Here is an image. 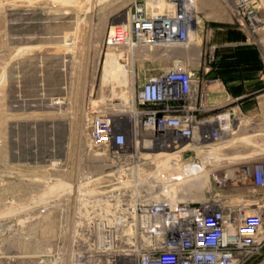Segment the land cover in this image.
I'll return each instance as SVG.
<instances>
[{
  "label": "rangeland",
  "instance_id": "rangeland-1",
  "mask_svg": "<svg viewBox=\"0 0 264 264\" xmlns=\"http://www.w3.org/2000/svg\"><path fill=\"white\" fill-rule=\"evenodd\" d=\"M135 1L0 0V264H72L82 232L121 202L89 200V175L109 163L89 142L88 118L130 100L175 60L196 65L214 51L219 71L254 75L239 95L256 99L241 102L224 154L264 156V0H197L204 38L191 49L109 47L111 26ZM110 65L127 67L128 83ZM208 168L178 196L211 197L217 167Z\"/></svg>",
  "mask_w": 264,
  "mask_h": 264
},
{
  "label": "built area",
  "instance_id": "built-area-1",
  "mask_svg": "<svg viewBox=\"0 0 264 264\" xmlns=\"http://www.w3.org/2000/svg\"><path fill=\"white\" fill-rule=\"evenodd\" d=\"M165 3L136 0L111 26L107 45L191 49L194 36L200 44L204 23L197 0ZM215 60L214 51H205L196 65L175 60L130 100L92 111L88 139L109 165L89 175V200L121 202L82 232L84 245L74 249L72 264H264V156L234 160L224 154L227 142L237 139L241 102L250 94H229ZM167 156L170 166L194 173L188 181L215 165L213 195L144 202V186L169 183L176 174L160 165Z\"/></svg>",
  "mask_w": 264,
  "mask_h": 264
},
{
  "label": "bare ground",
  "instance_id": "bare-ground-1",
  "mask_svg": "<svg viewBox=\"0 0 264 264\" xmlns=\"http://www.w3.org/2000/svg\"><path fill=\"white\" fill-rule=\"evenodd\" d=\"M163 3H164V0H159V5L161 7H162ZM192 39L195 40L197 44L200 40L199 37H197V36H194ZM196 48L199 49V47H196ZM111 57L118 61V58L116 56L112 55ZM118 62H120V61H118ZM157 66H158V64H157ZM107 67H108L107 71H109L110 74L114 71H120V69L123 70L121 72V75L124 77L123 81L128 83L129 69L127 67H124L123 65H118V67L115 68V70L113 69L114 67H112V65H110V68H109V66H107ZM58 101H60V100H58ZM242 138H244V137H242ZM234 139L235 138H232V140H234ZM162 164L164 165L165 168H168L170 166L169 156H167L164 160L161 159L160 165L162 166ZM170 167H172L174 169V171L176 172L175 175H173L171 177L169 176L170 177L169 180L171 182L167 183L165 180H164L165 182H163V180H160V181L157 180L156 183H151L149 185L144 186L141 189V195H142V199L144 200V202H149L152 199H161V198H168V199L172 200V202H177L175 200L178 198L177 193L180 190L178 187L179 182H184V180H185L184 178L191 177L194 175V173H191V172L189 173L188 171L183 172V170L181 168H179V166H177L175 163H171ZM208 173H209V169L206 170L205 174L208 176ZM166 178H168V177H166ZM180 178L182 179V181H176L177 179H180ZM198 179H200V176L198 177ZM172 180H175V181H172Z\"/></svg>",
  "mask_w": 264,
  "mask_h": 264
},
{
  "label": "crops",
  "instance_id": "crops-1",
  "mask_svg": "<svg viewBox=\"0 0 264 264\" xmlns=\"http://www.w3.org/2000/svg\"><path fill=\"white\" fill-rule=\"evenodd\" d=\"M219 76L221 77L223 84L225 85L226 89L228 90L229 94L232 95H239V93L241 92V90L243 89V84H248V82H250V88L253 89L255 86V84L252 85V82H255L254 79H252V77H254V75L249 74V75H239L237 73H233L232 71L228 72V71H219ZM246 79V80H243ZM245 85V86H247ZM247 88V87H246ZM232 89V90H231ZM254 95V92L252 91L250 93V98H248V100L253 101L256 99Z\"/></svg>",
  "mask_w": 264,
  "mask_h": 264
},
{
  "label": "water",
  "instance_id": "water-1",
  "mask_svg": "<svg viewBox=\"0 0 264 264\" xmlns=\"http://www.w3.org/2000/svg\"><path fill=\"white\" fill-rule=\"evenodd\" d=\"M217 75V73L216 72H212V73H210V77H213V76H216Z\"/></svg>",
  "mask_w": 264,
  "mask_h": 264
}]
</instances>
